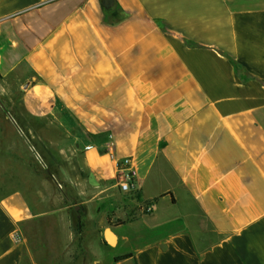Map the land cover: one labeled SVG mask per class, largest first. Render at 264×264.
Instances as JSON below:
<instances>
[{
    "label": "crops",
    "instance_id": "0c3cea01",
    "mask_svg": "<svg viewBox=\"0 0 264 264\" xmlns=\"http://www.w3.org/2000/svg\"><path fill=\"white\" fill-rule=\"evenodd\" d=\"M0 37L26 114L82 131L97 193L131 160L148 213L117 264H264V0H0ZM34 217L0 196V264Z\"/></svg>",
    "mask_w": 264,
    "mask_h": 264
},
{
    "label": "rangeland",
    "instance_id": "374dc122",
    "mask_svg": "<svg viewBox=\"0 0 264 264\" xmlns=\"http://www.w3.org/2000/svg\"><path fill=\"white\" fill-rule=\"evenodd\" d=\"M4 44L0 37V54ZM28 72L0 59V196L21 191L35 215L23 227L22 264H117L113 257L130 246L118 239L108 245L104 232L125 234L124 225L147 214L146 207L138 195L118 188L99 194L89 184L77 125L72 130L60 118L26 114L21 98Z\"/></svg>",
    "mask_w": 264,
    "mask_h": 264
},
{
    "label": "built area",
    "instance_id": "2783aa9c",
    "mask_svg": "<svg viewBox=\"0 0 264 264\" xmlns=\"http://www.w3.org/2000/svg\"><path fill=\"white\" fill-rule=\"evenodd\" d=\"M122 174L119 180V189L123 193H131L137 188L138 176L135 170L131 169V160L125 158L122 160ZM16 243L23 242V235L17 232L14 236Z\"/></svg>",
    "mask_w": 264,
    "mask_h": 264
},
{
    "label": "water",
    "instance_id": "95a60500",
    "mask_svg": "<svg viewBox=\"0 0 264 264\" xmlns=\"http://www.w3.org/2000/svg\"><path fill=\"white\" fill-rule=\"evenodd\" d=\"M89 184L92 186H96V182L94 181V177L93 175L89 176ZM104 239L105 242L110 245V246H115L117 239H116V235L110 230V229H106V231L104 232Z\"/></svg>",
    "mask_w": 264,
    "mask_h": 264
},
{
    "label": "trees",
    "instance_id": "16d2710c",
    "mask_svg": "<svg viewBox=\"0 0 264 264\" xmlns=\"http://www.w3.org/2000/svg\"><path fill=\"white\" fill-rule=\"evenodd\" d=\"M131 257H132V254L131 253H127V254L115 257L114 262L115 263H119V262L125 261V260H127V259H129Z\"/></svg>",
    "mask_w": 264,
    "mask_h": 264
}]
</instances>
